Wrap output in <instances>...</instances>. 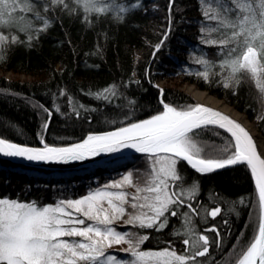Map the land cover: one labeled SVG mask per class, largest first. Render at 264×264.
Instances as JSON below:
<instances>
[{
    "label": "trees",
    "instance_id": "16d2710c",
    "mask_svg": "<svg viewBox=\"0 0 264 264\" xmlns=\"http://www.w3.org/2000/svg\"><path fill=\"white\" fill-rule=\"evenodd\" d=\"M36 2L50 23L44 29L43 20L32 18L31 41L26 33L15 28L0 30V34L9 37L6 47L0 49L1 138L28 146H41V138L51 146L80 142L90 133L114 130L130 120L149 118L162 109L161 89L165 102L172 106L199 104L184 90L187 85L225 101L246 115L264 137V104L253 80L242 75L239 86L225 88L219 75H210L208 80L197 75L204 71L196 62L198 59L216 64L215 72L220 71L218 65L224 59L218 45L202 42V37L220 36L209 31L218 26L217 21L204 15L205 11L210 15L216 13L214 0H104L110 5H122L127 11L118 15L115 10L90 13L87 18L75 0H64L69 8L77 9L71 13L63 5L49 8L45 13L42 11L47 6L45 0ZM225 3L234 7L231 0ZM24 15L31 18L30 14ZM228 15L234 17L235 12ZM12 35L20 42L12 43ZM156 45H160L159 51ZM7 73L30 80L7 78ZM165 79L172 85L160 88L159 81ZM109 88H114V96L108 100L97 97V93ZM197 132L194 140L206 158L217 156V149L229 138L228 133L218 128ZM128 170L133 172L134 183L143 186L150 161L141 154L131 160L113 159L95 170L91 167L48 170L0 158V198L44 205L61 199H78L110 181L120 180ZM178 175L180 180L174 184L177 192L198 181V193L190 203L199 215L187 206H180L176 208V216L166 213L168 223L160 231L125 225L127 215L114 227L119 231L148 234L149 240L141 246L144 251L170 246L178 254H185L186 246L182 243L185 237L177 233L183 232L184 213H189L197 235L209 239V253L197 257V261L235 264L240 249L253 235L250 221L256 222L258 218V196L250 169L239 165L202 175L186 162H180ZM124 190L129 194L135 192L134 187ZM216 207L221 211L215 218L207 215ZM126 208L131 212L130 207ZM122 246L107 252L124 260L131 259L123 251L128 245Z\"/></svg>",
    "mask_w": 264,
    "mask_h": 264
},
{
    "label": "snow or ice",
    "instance_id": "6c2138e0",
    "mask_svg": "<svg viewBox=\"0 0 264 264\" xmlns=\"http://www.w3.org/2000/svg\"><path fill=\"white\" fill-rule=\"evenodd\" d=\"M45 2L47 6L42 8L45 13L59 5L70 13L77 10L69 8L64 0ZM214 2L216 13L210 15L205 11L204 15L208 20L217 21L218 26L209 31L220 36L218 39L202 37V42L218 45L224 59L218 65L219 72H215L216 64L198 59L196 62L204 71L197 75L205 80L210 75H219L225 88L239 86L241 76L247 75L255 82L260 102L264 104V0H231L234 7H227L225 0ZM75 5L83 9L86 18L90 13L115 10L118 15L127 11L122 5H110L104 0H75ZM232 12L234 17L228 15ZM24 14H30L31 18ZM32 18L43 20L44 29L49 26L36 0H0V30L15 28L26 33L31 41ZM201 32H205L203 27ZM8 40V36L0 34V49L6 47ZM11 42L20 41L12 35ZM159 48L156 45V51ZM114 95V88L97 93L98 98L105 100ZM159 103L162 109L149 118L130 120L114 130L90 133L80 142L62 146H51L43 138L42 147L0 138V155L32 162L70 164L124 149L144 154L150 161L143 186L134 183L133 172L128 170L120 180L110 181L78 199H61L44 205L37 201L0 198V264H201L197 257L203 258L209 253V239L206 235H197L189 213H184L183 232L177 233L185 237L182 240L185 254H178L170 246L144 251L141 246L149 240L148 234L119 231L114 227L127 215L125 225L160 231L168 223L166 213L176 216V208L180 206H187L199 215L190 203L198 193V181L179 192L174 190L175 182L180 180V162H186L202 175L234 165H246L251 170L258 194V218L256 222L250 221L253 235L240 249L235 264H264V151H258L257 142L240 123L219 111L199 104L172 106L165 102L162 89ZM207 126L223 129L229 138L217 149V156L206 158L194 136L198 135L197 130ZM126 187H134L135 192L129 194L124 190ZM220 211L216 207L207 215L215 218ZM122 244L128 245L123 251L131 259L124 260L107 252L114 245Z\"/></svg>",
    "mask_w": 264,
    "mask_h": 264
},
{
    "label": "water",
    "instance_id": "95a60500",
    "mask_svg": "<svg viewBox=\"0 0 264 264\" xmlns=\"http://www.w3.org/2000/svg\"><path fill=\"white\" fill-rule=\"evenodd\" d=\"M199 105H203V106H206V107L211 108L213 110L219 111L222 114L227 115L231 119H233L236 122L240 123L250 133V135L253 137L254 141H256L257 144H258V141H257L256 137L254 136V134L252 133V131L250 130V128H248L238 117H236L232 113H228L226 111H223L220 108H216V107L209 106V105H206V104H201L200 103ZM206 128H217V127H215V126H207ZM221 130H223V129H221ZM197 131H199V130H197ZM42 146L43 145L41 144V146H32V147H42ZM258 151H260L259 144H258ZM136 155H141V154L140 153H135L134 150L124 149L121 152L112 153V154H102V155H100L98 157H95L94 159L86 160V161H83V162H73V163H70V164L32 162V161H27V160L22 159V158L4 157L3 155H0V158L9 160V161L14 162L16 164H23V165H27V166H33V167L43 168V169H48V170H74V169L78 170V169L89 168V167H91L92 170L93 169L95 170V169H98L99 167H102L105 162L111 161L113 159L122 157L124 160H128V159H132ZM235 166H239V165L228 166V167H226L224 169H228V168L235 167ZM224 169H218L216 171H220V170H224ZM250 172H251V170H250ZM253 188L256 191L254 179H253ZM256 193H257V191H256ZM257 196H258V194H257Z\"/></svg>",
    "mask_w": 264,
    "mask_h": 264
},
{
    "label": "bare ground",
    "instance_id": "6f19581e",
    "mask_svg": "<svg viewBox=\"0 0 264 264\" xmlns=\"http://www.w3.org/2000/svg\"><path fill=\"white\" fill-rule=\"evenodd\" d=\"M188 92L192 94V96L196 99L198 103L206 104L209 106H213L216 108H220L223 111H226L228 113H232L236 117H238L254 134L256 137L260 151H264V139L262 138L260 132L258 131L257 125L254 122H251L246 115L243 113L238 112L234 108L230 107L225 101L220 100L219 98L210 95L209 93L205 91L198 90L197 88L191 86L188 88Z\"/></svg>",
    "mask_w": 264,
    "mask_h": 264
},
{
    "label": "rangeland",
    "instance_id": "374dc122",
    "mask_svg": "<svg viewBox=\"0 0 264 264\" xmlns=\"http://www.w3.org/2000/svg\"><path fill=\"white\" fill-rule=\"evenodd\" d=\"M139 56H137V58H138ZM0 76H3V73H1L0 72ZM7 78H20L21 80H26V79H28V80H30L28 77H26V76H15V75H12V74H10V73H7L6 75H5ZM167 85H172V83L170 82V81H168V80H161V81H159V87L160 88H162V87H164V86H167ZM191 86H193V85H187V86H184V90L186 91V93L187 94H189V95H191L192 96V94L190 93V92H188V88L189 87H191ZM193 87H195V86H193ZM196 88V87H195ZM193 97V96H192ZM194 98V97H193ZM195 99V98H194ZM196 100V99H195ZM261 134V133H260ZM262 136V135H261ZM262 138L264 139V137L262 136ZM28 188V187H27ZM121 222H122V220H121ZM123 245V244H122ZM122 245H114L112 248H110V249H115V248H118V249H120V248H122L123 246Z\"/></svg>",
    "mask_w": 264,
    "mask_h": 264
}]
</instances>
